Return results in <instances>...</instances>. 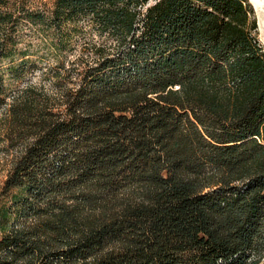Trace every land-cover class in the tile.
<instances>
[{"label": "trees", "instance_id": "trees-1", "mask_svg": "<svg viewBox=\"0 0 264 264\" xmlns=\"http://www.w3.org/2000/svg\"><path fill=\"white\" fill-rule=\"evenodd\" d=\"M149 2L0 0V109L20 147L0 193V264H264L254 8ZM31 26L62 69L88 37L55 73L76 77L56 102L8 83L30 61L18 45ZM43 194L65 198L32 206Z\"/></svg>", "mask_w": 264, "mask_h": 264}, {"label": "rangeland", "instance_id": "rangeland-1", "mask_svg": "<svg viewBox=\"0 0 264 264\" xmlns=\"http://www.w3.org/2000/svg\"><path fill=\"white\" fill-rule=\"evenodd\" d=\"M153 2H155V0H150L149 5L153 4ZM253 8L254 17L258 22L257 12L254 6ZM83 36L84 35L76 36L75 42L77 43V47L74 48L73 51L68 52L65 59V68L62 69L60 66L57 67L58 65L54 56L55 51L50 45L52 36L49 39L45 32L40 31L39 28L35 26L26 27L24 29L23 40L18 46L22 48V50L27 51L30 61L21 68L22 79L16 80L13 77L9 78V76H7L8 83L12 84L13 87L18 86V88H24L30 85L35 89L33 93H37V95L40 96L46 92L51 98H55L53 101L56 102V98L59 96L57 82L62 83L67 89L72 88L75 86L74 81L76 80V77L74 74H70V72L66 73L64 76L60 75L61 78L58 80L59 77H56L55 73L59 70L64 72L65 69L71 67L70 60L68 59L73 58L75 52H80L82 43L88 38ZM257 37L264 48V31H261L259 22ZM8 118L9 113L7 107L0 109V193L2 192L1 190L9 176V170L11 169L15 156L18 154L20 148L19 146H16L17 144L12 143L10 141L11 139L8 137ZM44 196H46V194H43L40 197H33L29 202L32 206L37 207L39 204L46 206L50 201H62L65 198L64 195L47 196V198ZM2 200L3 204L6 207H11L12 211H14V205L16 202L19 201L14 200L13 196H7ZM67 203H71V200H67ZM29 213H32V210L29 211ZM18 219H26L28 222H31L35 219V215L32 214L25 218H18V216L13 213L9 220L10 222H16Z\"/></svg>", "mask_w": 264, "mask_h": 264}, {"label": "water", "instance_id": "water-1", "mask_svg": "<svg viewBox=\"0 0 264 264\" xmlns=\"http://www.w3.org/2000/svg\"><path fill=\"white\" fill-rule=\"evenodd\" d=\"M249 1L255 7V10L257 12L258 22L260 24V29L261 31H264V12H262L264 11L262 7L264 6V0H249Z\"/></svg>", "mask_w": 264, "mask_h": 264}, {"label": "bare ground", "instance_id": "bare-ground-1", "mask_svg": "<svg viewBox=\"0 0 264 264\" xmlns=\"http://www.w3.org/2000/svg\"><path fill=\"white\" fill-rule=\"evenodd\" d=\"M263 7V10H264V6H262ZM259 10H261V9H259ZM262 12H264V11H262Z\"/></svg>", "mask_w": 264, "mask_h": 264}]
</instances>
